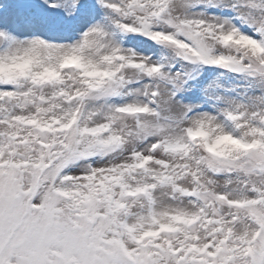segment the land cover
<instances>
[{"label": "snow or ice", "instance_id": "1", "mask_svg": "<svg viewBox=\"0 0 264 264\" xmlns=\"http://www.w3.org/2000/svg\"><path fill=\"white\" fill-rule=\"evenodd\" d=\"M0 264H264V0H0Z\"/></svg>", "mask_w": 264, "mask_h": 264}]
</instances>
